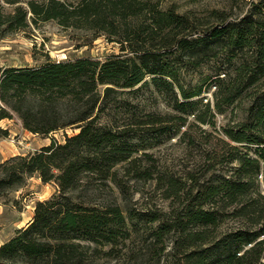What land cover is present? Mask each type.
<instances>
[{"label": "trees", "instance_id": "1", "mask_svg": "<svg viewBox=\"0 0 264 264\" xmlns=\"http://www.w3.org/2000/svg\"><path fill=\"white\" fill-rule=\"evenodd\" d=\"M4 1L15 8L5 11ZM22 2L0 0V38L39 20H56L65 27L108 30L118 35L113 40L121 42L123 53L106 59L49 58L33 66H0V120L17 113L27 130L45 136L69 127L80 129L65 133L63 142L54 137L51 144L34 153L0 163V198L34 174L59 186L50 198L37 202L28 225L17 228L1 245L0 264H89L92 244L118 243L128 216L119 205H98L78 196V191L87 192L98 181L116 182L119 165L124 164L130 173L151 177L147 168L141 170V161L151 155L140 154L134 139L140 134H168L174 126L171 134H175L189 121L181 114L141 113L124 95L153 85L172 94L176 110L196 114L202 99L195 97L202 94V88L188 91L180 78L179 62L184 56L197 59L221 46L234 52L213 81L215 107L224 111L223 106L232 105L264 79V0L241 20L225 22L203 34L184 15L160 10L150 1ZM148 76H152L150 80ZM204 106L211 109V103ZM204 113L195 116L202 123L215 124ZM174 120L178 122L172 125ZM224 132L229 140H224L227 150L219 163L225 162L231 169L204 185L192 175V183L183 188L185 205L155 232L159 240L173 234L176 264H264L260 179L264 91L253 99L246 121L225 127ZM229 219L236 225L221 231Z\"/></svg>", "mask_w": 264, "mask_h": 264}, {"label": "rangeland", "instance_id": "2", "mask_svg": "<svg viewBox=\"0 0 264 264\" xmlns=\"http://www.w3.org/2000/svg\"><path fill=\"white\" fill-rule=\"evenodd\" d=\"M27 0L22 3L26 4ZM68 2L77 0H66ZM156 3L163 11L173 10L188 18L189 23L200 33L223 26L226 22L241 20L250 13L261 0H142ZM15 5L4 1V10L12 11ZM150 19L152 13L146 14ZM133 20V18H132ZM199 35V33L197 34ZM118 35L108 30L88 27H65L56 20H39L24 30L0 38V66H33L51 58L56 61L94 57L106 59L111 54H121V42ZM121 37V36H120ZM221 47V46H220ZM202 53L197 59L184 58L179 62L181 81L188 91L202 88V99L196 108V114L204 112L207 121L202 123L195 116L186 114L173 107L171 93L161 92L153 85L134 94L124 96L141 113L153 111L163 114H181L188 116V124L180 132L164 135L140 134L134 139L139 153L148 152L150 159L141 161V170L151 171V177L145 173L134 174L127 171L126 165H119L118 180L107 183L98 181L87 192L78 191V196L91 200L98 205H119L128 216L122 228L120 240L116 244L95 245L89 249V264H176L178 258L172 252L174 236L166 234L159 240L156 230L164 220H173L175 210L184 206L187 197L184 187L198 178L201 184L221 173H228L231 166L219 163L221 155L226 153L224 140H229L225 127L238 126L246 121L253 99L264 91V79L250 88V93L237 98L229 106H223L219 112L215 107V85L213 81L219 68H226L229 57L234 55L226 47ZM166 53L171 50H163ZM242 55L240 51L237 53ZM169 56V54H168ZM167 56V57H168ZM224 76V74H223ZM148 76L147 79H151ZM211 103L209 110L204 106ZM174 120L172 123H177ZM80 129L69 127L48 136L33 133L24 127L21 117L14 113L12 118L0 120V163L16 155H28L41 147L51 144L53 138L63 142L65 133L72 134ZM186 132V133H185ZM142 135V136H141ZM246 150V149H245ZM254 154V153H253ZM211 159V160H210ZM214 163V164H213ZM264 189V168L260 176ZM59 190L56 182H43L39 174L29 177L25 183L10 190L0 198V247L14 236L17 228L26 227L35 215L38 201L50 198ZM180 191V194L177 193ZM229 219L221 231L236 225Z\"/></svg>", "mask_w": 264, "mask_h": 264}]
</instances>
